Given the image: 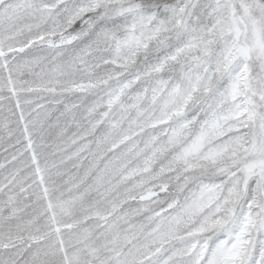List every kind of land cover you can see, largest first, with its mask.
Wrapping results in <instances>:
<instances>
[{
    "label": "snow or ice",
    "instance_id": "1",
    "mask_svg": "<svg viewBox=\"0 0 264 264\" xmlns=\"http://www.w3.org/2000/svg\"><path fill=\"white\" fill-rule=\"evenodd\" d=\"M4 144L0 264H264V0H0Z\"/></svg>",
    "mask_w": 264,
    "mask_h": 264
},
{
    "label": "rangeland",
    "instance_id": "2",
    "mask_svg": "<svg viewBox=\"0 0 264 264\" xmlns=\"http://www.w3.org/2000/svg\"><path fill=\"white\" fill-rule=\"evenodd\" d=\"M7 147L6 144H4L3 146H0V164H5L6 167H11V165L8 164V160H10L11 156L10 153L12 151V149H8V151L6 152L4 149ZM7 157V159H6ZM3 169H0V172H3Z\"/></svg>",
    "mask_w": 264,
    "mask_h": 264
}]
</instances>
